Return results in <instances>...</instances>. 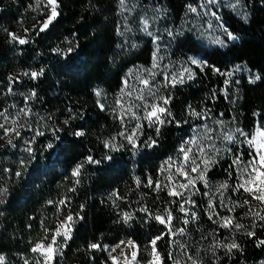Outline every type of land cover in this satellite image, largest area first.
Segmentation results:
<instances>
[{
    "label": "trees",
    "instance_id": "trees-1",
    "mask_svg": "<svg viewBox=\"0 0 264 264\" xmlns=\"http://www.w3.org/2000/svg\"><path fill=\"white\" fill-rule=\"evenodd\" d=\"M196 2L57 0V17L41 31L51 14L48 2L0 0V112L5 128L19 132L6 135L0 128V189H6L0 195L1 264H45L32 249L49 244L57 230L69 231L70 238L56 236L50 264H114L106 245L126 240L136 243V264H154V256L160 264H192L189 255L197 264H264V220L256 215L264 216V203L235 190L255 153L247 141L264 127V0L222 6L223 24L237 37L223 47L206 45L193 27L184 31L171 50L180 59H202V70L191 65V79L138 84L147 80L138 69L152 59L145 19L156 12L161 29L176 28ZM235 3L240 14L232 10ZM41 71L35 79L30 75ZM131 78L138 81L131 88L134 103L127 99ZM146 104L166 108L170 115L160 114L165 123L150 126ZM130 134L138 137L136 147L125 139ZM150 140L156 143L147 147ZM182 148L192 149L187 162ZM89 156L99 163H86ZM237 157L241 165L233 164ZM193 160L201 169L203 160L215 161L207 183L195 180L180 189L183 197L170 196L169 189L186 182L175 169L184 164L190 172ZM156 183L168 189L156 190ZM169 212L170 224L155 219ZM68 216L74 220L65 225ZM228 217L233 226L221 227ZM180 228L183 235L170 234ZM232 243L239 247L229 251Z\"/></svg>",
    "mask_w": 264,
    "mask_h": 264
},
{
    "label": "snow or ice",
    "instance_id": "snow-or-ice-1",
    "mask_svg": "<svg viewBox=\"0 0 264 264\" xmlns=\"http://www.w3.org/2000/svg\"><path fill=\"white\" fill-rule=\"evenodd\" d=\"M123 2V0H122ZM209 3H215L216 0H208ZM48 5L51 8V14L48 16V19L44 22L43 27L41 28V31L47 29L49 27V25L55 20V18L58 15L57 12V0H48ZM191 11L195 12L196 9L192 8ZM213 16H215V13H212ZM145 23V30H147V21L144 22ZM225 32L228 36L229 39H237V37H235L231 32H228L227 29H225ZM149 35H151V33H149ZM169 35L171 36L172 33H169ZM13 38L15 39V36H13ZM27 41L24 39H20L19 43L20 44H24ZM217 44H224V41L222 40H216L214 41ZM190 63L193 65H197L199 67H201V70L204 67V63L199 61L196 58H189ZM188 71V70H186ZM216 71H219L218 69ZM42 71L41 72H32L30 75L32 76L33 79L37 78L38 76L42 75ZM189 79L192 78V75L190 74ZM257 79H259L260 77H256ZM180 82H183L182 80ZM141 83L146 86V87H150V82L148 80H143L141 81ZM99 95V93H97ZM34 95V93H33ZM141 99H143V97H140ZM164 104L168 103V100L165 99L163 101ZM146 108L150 109L147 111V115L145 116V119L149 122V125H153L156 123L159 124H163L165 123L164 120L161 119L160 114H166V115H170V112H168V110L164 107H160L157 104H151V105H147L146 104ZM131 109H127L125 110V115L130 112ZM196 116H200V113H193ZM4 113L0 112V116H3ZM134 115V113H133ZM121 119H123V116L121 117ZM67 123V122H65ZM0 128H3L5 131V134L7 135L8 132H16L15 129H8L5 128V126L3 124H0ZM140 126L137 127V130L139 131ZM58 130V129H57ZM157 132L159 133V128H157ZM39 135H43V133H38ZM16 135H19V132H16ZM76 136H82L84 135L83 132H76L75 133ZM123 135V134H121ZM241 135H245L243 132H241ZM137 136L135 134H130L125 136V139L133 145V147H136V140H137ZM226 139H228L229 141L233 140L232 136H227ZM156 142L154 140H150L149 143L147 144V147H152ZM188 143H193V141H189ZM247 143L249 145H251L252 147L255 148V153L253 155V159H251L247 165H245L243 167V172H242V183H239L235 190L239 191L240 189H243V191L251 194L252 196H254L255 199L261 201L262 203H264V127H262L260 130H258L255 135H253L251 137V139H249L247 141ZM107 147L110 148H114L115 146L108 143L106 144ZM49 148H52L53 145L49 144L48 145ZM26 151L29 152V154H32V149L31 147H28L26 149ZM181 151L184 154V161L187 162L191 159V157L189 156V153L192 151L191 148H182ZM201 152H204V149L201 148L200 149ZM258 158V159H257ZM86 163H99V161L94 160V158L92 156H89L86 158ZM202 163L204 164V167L201 169L199 167V165L195 164V161H192L193 166L190 168V172L189 171H185L184 170V164H181L180 167H177L175 169V173L176 176L178 177H183L184 180L186 181L185 183H178L177 184V188L176 190H171L169 189V195L170 196H178V197H183L184 193L180 191V189H183L185 191H187L188 189H190L191 187L194 186L195 184V180H201L204 181L205 183H207V181L205 180V174L208 170V167L210 166V164L215 163V161H209V160H203ZM233 164L236 165H241L242 164V160L240 157H237L234 161ZM83 167V164L77 165V167L73 170V176H79L80 174V170ZM190 173H197V176L195 177V179H193L190 175ZM17 176L20 175V173H16ZM169 182H174L173 177L170 175L168 177ZM153 182L151 180H149V184L151 185ZM221 188H227L228 185L227 184H223L220 186ZM155 188L156 190H160L161 188L164 189H168V184H160V183H156L155 184ZM6 192V189H0V195H3ZM194 203V201H190L187 200L185 201V203ZM49 203H53L52 201H49ZM61 204L64 203V201H60ZM245 203H248V201H245ZM209 207H214V205L210 204ZM143 211H147V209H142ZM232 209H229V211H231ZM181 212H185L186 215L188 214V210H186L184 208L183 205H181L180 208ZM191 215V219L192 220H196L197 214L193 211L190 213ZM257 216H259V218L261 220H264V216H260L259 213H256ZM130 217L125 216V220L129 219ZM210 219L212 218L211 216L209 217ZM156 220H158L161 224H165L168 223L170 224L172 222V220L174 219V217L171 215V212L168 213L167 217H162V216H156L155 217ZM223 219V223L221 224V227H231L233 226V222H232V218L228 217V218H222ZM74 218L72 216H68L66 217V220L62 223H64L65 225L73 222ZM189 219H185L183 221V223L185 225H187L189 223ZM235 227L239 228L241 227V225L237 224L235 225ZM177 233H179L180 235H183L185 233V229L184 228H180L178 230H176V232H172L170 230V234L172 236H175ZM63 236L65 239L70 238V233L69 231H64V232H60L59 230H57L56 235H54L52 237V243H49L47 245H45L43 242H39L36 244V246L32 249L34 252H41L42 254L45 255L46 260L51 259V255L54 252V248H53V244L55 243V239L56 236ZM248 235H254V233H248ZM156 239H160V237H157ZM175 242V241H173ZM123 243V242H122ZM129 245L132 244L131 241L128 242ZM155 243L156 241L153 240L152 244H153V248L155 250ZM260 245H264V240L259 241ZM91 248H98L99 245L97 244H92L90 245ZM117 247H119V245H117ZM180 247L182 249L185 250V252H187V246L186 245H180ZM226 247H228L229 251H231V249L234 248H238L239 245H237L236 243H232L231 245H226ZM113 251H115V249H113ZM158 255V254H157ZM3 258L0 257V260H2ZM113 261H116L118 258L117 257H112ZM188 259L192 261V264H197V261L193 260V257L191 255L188 256ZM174 264H179V262H174Z\"/></svg>",
    "mask_w": 264,
    "mask_h": 264
},
{
    "label": "rangeland",
    "instance_id": "rangeland-1",
    "mask_svg": "<svg viewBox=\"0 0 264 264\" xmlns=\"http://www.w3.org/2000/svg\"><path fill=\"white\" fill-rule=\"evenodd\" d=\"M227 3H229V0H216L215 3H209L208 0H197L196 6L189 9L190 13L187 15L185 21H183L181 25H178L176 28L167 30L161 29L157 24V20L161 14L154 12L151 19H145V21L148 22L147 28L151 33L150 36L153 41L151 53L152 59L149 65L142 66L138 69V72L136 73L137 76H140V78L141 76H144L147 80H150V85L155 82L159 83L161 77L165 79L164 83L167 84L181 83V80L184 81L189 79V75H193V68H191V65L193 64L190 63L189 58H196L201 62L202 59L198 55L194 56L191 54L180 59L172 55L171 49L185 34L184 31L189 27H193L191 29V33L195 37L197 36L200 40H202L203 43L205 42L206 45L211 44L223 47L228 41H234L235 39L228 38L225 29H227L228 32L230 31L226 25L223 24L224 10L222 9V6ZM192 8H195L196 11H191ZM239 8L240 6L236 3L232 6V10L236 13L240 12ZM212 13H215L216 15L213 16ZM188 18L191 19L189 20V23H187ZM169 33H172V35L170 36ZM216 40H222L224 41V44H217L214 42ZM143 79L138 82L136 79L133 80L131 78L130 87L127 89L128 101H132V103H134L133 101L136 99L131 98V88H137L138 86L135 83L138 82L139 84L143 81ZM132 92L134 93V91ZM130 104L131 103L128 105ZM148 110L150 109H146V113ZM0 124L6 125V117L4 115L0 116ZM261 128L262 127H257L252 136L255 135V133ZM129 241L132 242L131 245H129ZM49 243H52V240ZM117 245H119V247H117ZM55 247H57L56 243L53 244V248ZM106 248L107 254L114 264H136L137 246L133 240L119 241L117 244H108L106 245ZM113 249H115V251H113ZM42 256L44 257L45 264L51 263L52 257L51 259L46 260L45 255L42 254ZM114 256L118 258L116 261H113L112 259ZM3 261L4 259L0 260V264ZM153 262L154 264H160L157 256H154Z\"/></svg>",
    "mask_w": 264,
    "mask_h": 264
},
{
    "label": "water",
    "instance_id": "water-1",
    "mask_svg": "<svg viewBox=\"0 0 264 264\" xmlns=\"http://www.w3.org/2000/svg\"><path fill=\"white\" fill-rule=\"evenodd\" d=\"M46 2H48V0H45Z\"/></svg>",
    "mask_w": 264,
    "mask_h": 264
}]
</instances>
